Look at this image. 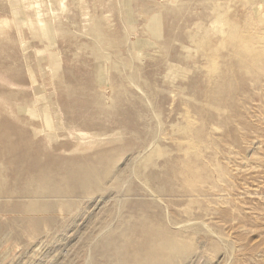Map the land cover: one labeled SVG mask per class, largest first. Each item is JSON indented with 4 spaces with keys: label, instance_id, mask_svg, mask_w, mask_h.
Masks as SVG:
<instances>
[{
    "label": "rangeland",
    "instance_id": "rangeland-1",
    "mask_svg": "<svg viewBox=\"0 0 264 264\" xmlns=\"http://www.w3.org/2000/svg\"><path fill=\"white\" fill-rule=\"evenodd\" d=\"M242 35L264 43V0H0V123L51 156L119 148L118 182L36 199L37 228L0 196V264H130L168 239L147 264H264V79L228 83Z\"/></svg>",
    "mask_w": 264,
    "mask_h": 264
},
{
    "label": "bare ground",
    "instance_id": "bare-ground-1",
    "mask_svg": "<svg viewBox=\"0 0 264 264\" xmlns=\"http://www.w3.org/2000/svg\"><path fill=\"white\" fill-rule=\"evenodd\" d=\"M232 30H237V28L234 27ZM260 34H262V32ZM261 38L263 39V37H260V40H262ZM242 53H244V55L246 53L244 58L240 57ZM209 55H213V52ZM229 58H232V60L234 59L235 62L233 67H230L228 70L230 75L229 85H236L237 83L235 80L244 79L250 81L253 86L256 87L259 84L260 78L264 79V71L260 72V63L263 64L264 68V43L257 44V41L248 35H242V39L238 40L237 45L232 48ZM212 68L215 70L213 61L211 65L208 66V71L212 70ZM1 70H3V73L0 72L3 74V77L0 75V83L6 86L9 79L7 76H4V70L5 73H8V71L6 72L8 69L2 67ZM2 85H0L1 94V90L4 87ZM3 96L7 98L5 94ZM9 98L12 97H8L7 99ZM211 98L212 96L210 95L204 96L205 101ZM213 99L218 100L215 94L211 99V104ZM229 99H231L232 102L235 100V96L231 95ZM229 99H225L226 103L229 102ZM209 106L211 105L209 104ZM224 108H221V111ZM67 123L72 124L73 121L68 120ZM73 124L75 126V123ZM29 125H33L29 120L24 121L21 126H12L5 124V122L0 123V139L4 141V146L0 149V196L4 197V195L11 194L14 196V199L18 200V202H15L13 208L15 207L22 215H25L22 219L20 218L21 220L18 222L21 226L31 227V224H35L36 226H34L37 228L43 220L39 221L36 213L43 211L45 208L52 207L50 204L43 205L37 202L36 199L38 198L53 199V202L54 198L60 202L64 201L62 198H69L70 201H73V198L82 197L89 187L93 186L94 189H97L101 181L108 176H111V181L118 180V173L113 168V159L119 152V148H99L92 154L73 155L72 157L51 156L45 152V144L34 136V128L30 127L33 131H28L30 129L28 128ZM3 127L6 130H4ZM3 174H7L8 176L6 183L2 180ZM66 200L67 199H65V203H69V201ZM73 203L71 204L73 205ZM65 207H69V205L67 204ZM2 208L4 207L0 205V211ZM231 212L233 214L232 208ZM46 222H51V220L47 219ZM42 225L44 227L45 224L42 223ZM43 227H39L38 230ZM134 227L135 226L130 224H121L119 235H123L124 231L131 230ZM36 232L39 231L36 229ZM141 237L147 239L149 233H144ZM104 241H106V237L103 238V242ZM175 243L176 241L171 239L161 243L154 242L156 249L151 251L146 250L143 244L132 246L133 256L130 259V264H143L142 258H139L142 252H145L147 258V262L143 260L145 264L152 262V260L154 261L155 258H159L161 255L163 257V249ZM113 249L117 250L118 246H113Z\"/></svg>",
    "mask_w": 264,
    "mask_h": 264
}]
</instances>
